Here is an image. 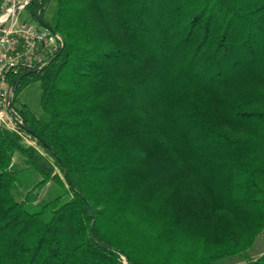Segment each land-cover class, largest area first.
<instances>
[{
	"label": "trees",
	"instance_id": "1",
	"mask_svg": "<svg viewBox=\"0 0 264 264\" xmlns=\"http://www.w3.org/2000/svg\"><path fill=\"white\" fill-rule=\"evenodd\" d=\"M31 9L64 47L11 76L42 112L0 125V264H264V0Z\"/></svg>",
	"mask_w": 264,
	"mask_h": 264
},
{
	"label": "built area",
	"instance_id": "2",
	"mask_svg": "<svg viewBox=\"0 0 264 264\" xmlns=\"http://www.w3.org/2000/svg\"><path fill=\"white\" fill-rule=\"evenodd\" d=\"M43 0H0V125L34 144L26 131L21 108L14 103L11 76L24 69H41L64 47L62 35L52 30L32 11ZM28 13V18L23 15Z\"/></svg>",
	"mask_w": 264,
	"mask_h": 264
},
{
	"label": "rangeland",
	"instance_id": "3",
	"mask_svg": "<svg viewBox=\"0 0 264 264\" xmlns=\"http://www.w3.org/2000/svg\"><path fill=\"white\" fill-rule=\"evenodd\" d=\"M56 2L49 6L47 12L45 14L46 18H50L55 10ZM28 18V13L25 12L23 15V19ZM41 88L39 83H32L28 86L23 87L19 93L15 94L14 103L17 107L22 108L23 106H27L33 112L39 114L42 112L41 104ZM15 163L20 164L22 162V158L19 154H17L14 158ZM56 187L53 182L48 183L43 189L39 191L38 201H43L45 199L52 198L56 195ZM264 253V232L257 238L255 244L252 248L249 249L248 254L252 258H258ZM231 264H242V262H233Z\"/></svg>",
	"mask_w": 264,
	"mask_h": 264
}]
</instances>
